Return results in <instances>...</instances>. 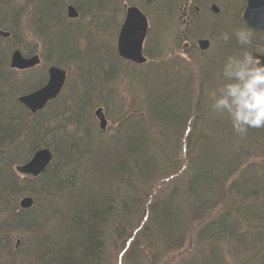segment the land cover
<instances>
[{
	"label": "rangeland",
	"instance_id": "obj_1",
	"mask_svg": "<svg viewBox=\"0 0 264 264\" xmlns=\"http://www.w3.org/2000/svg\"><path fill=\"white\" fill-rule=\"evenodd\" d=\"M19 2L24 5V12L21 17L15 18L14 29L18 36V44L4 40L11 38L13 34L11 37L2 36L4 39L0 43L3 49L9 50L8 66L11 70L9 75H13L12 78L18 80L19 84L34 78H46L47 81L48 68L56 65L53 62H46L49 54L43 44V36L33 21L35 16L44 31H47L48 26L44 24L50 16L53 17L50 20L55 21L54 27L56 23L60 24L59 31L72 30V36L77 39L75 48L77 50L71 55L65 53L61 66L68 71L67 85L78 92V108L85 113L86 121L81 126L70 122L66 128L77 137L83 135L90 138L92 143L97 145L91 153L90 161L96 160L99 152L106 155L126 153L127 132L132 134L130 129L134 126L123 124L127 119L124 113L127 112L133 114L131 117L137 121L142 122L144 119L148 126L153 128V141L156 143L162 141L168 142L170 146H180V151L176 150L174 155L171 152L174 158L165 162L163 164L165 167H169L170 164L171 167L177 168L190 166L196 160L203 163L210 155L218 156H211L209 159L216 162V170L220 172L217 173L218 183L223 180V189L216 196L220 197L217 203L203 219H194L191 210L187 212L190 204H185L184 197L189 196L188 179L182 173L180 176H183L176 184L177 178H168L169 170L161 167L159 175L154 178V183L151 180L146 183L144 179L150 176L151 162L144 161L139 167L140 171L136 169L131 174L132 178L136 176L139 178L132 185L131 191L124 188L125 185L122 183L124 180L109 183L107 193L114 195L115 198L118 195L112 208L111 220L106 221L109 227L101 232L105 243L101 251L94 250L97 254V256L94 254V259L80 264H263L264 239L261 237L264 238V129H249L247 136L241 138L234 133L228 117L213 112L211 108L212 94L225 83L222 70L227 57L238 55L244 47L252 53H264V36L256 35L257 33L247 29L243 21L245 1L189 0L191 9L184 10L185 12L181 11L186 2L184 0L151 2L148 0H19ZM70 4L75 5L80 12V16L76 19L67 17ZM213 4L219 6L220 13L211 11ZM126 5L138 6L148 14L150 31L144 44L148 62L144 65H134L115 56ZM188 12L189 19L186 18ZM8 23H12L11 18L8 19ZM238 29H247L251 32L250 46H241L238 43L234 35ZM222 32H229L230 38L227 42L218 39ZM53 35L55 38L58 37L56 33ZM200 39L210 41L207 50L199 47ZM12 46L15 48L12 49ZM18 46L40 54L41 64L32 70L12 72L10 57L12 52L19 48ZM76 55L79 56L78 59ZM151 73L153 75L150 79L144 80L148 78L146 75ZM151 79L153 84L149 83ZM160 83L166 87L174 86L175 99L186 102L183 105L185 112L177 110L180 120L178 129L167 127L160 130L153 127V117L141 115V112L148 108L145 107V102L149 98L146 88L151 84L153 91L155 89L159 91L164 88ZM32 91L25 90L17 95L19 97ZM100 107L104 109L108 120L107 129L100 128L99 119L95 114ZM24 113L28 120L35 116L25 111L21 114ZM146 132L148 129L145 128L139 133ZM190 133L195 148L187 147L186 150L185 143L191 142ZM77 146L79 149H85L86 143L79 140ZM225 154L229 155L222 160ZM83 160L75 158L69 167L68 173L73 180L72 183L64 180L62 185L53 189L48 184L42 185L43 179L30 182L33 191L26 195L32 197L35 202L38 201L39 211H42L43 216L50 212V209L60 211L61 207H64L62 205L64 202L70 203L69 194L72 190L77 192L83 182L96 178L98 174L90 172V162L85 158L86 163H83ZM226 161H230V169ZM128 164V170L132 171L131 163ZM217 164H221L220 169ZM17 165L14 164L15 172L24 177L16 170ZM225 169L229 173L223 179ZM115 174L120 177V172ZM67 177L65 174L63 179ZM173 181L175 182L172 183ZM103 186L104 184H100L94 192H100ZM104 190L106 191V188ZM175 190L181 191L176 202H180V207L186 211L187 216L176 213L174 215L168 211L169 197ZM83 191L87 193L89 190L83 189L82 193ZM174 204L173 200L172 207ZM159 205H161L160 209L157 207ZM105 206H108L107 203ZM156 208L160 216L157 215L158 211H154ZM125 214L128 216L127 219L122 218ZM208 214L210 215L207 216ZM240 214L246 218L243 225L235 227L233 220L239 219ZM223 215L225 230L222 232L218 221ZM0 218H2L1 213ZM72 223L77 226L72 242L75 244L77 242L78 246L81 244V248L84 245L87 247L89 229H82L79 222ZM246 223L248 225H245ZM212 225L215 226V231ZM233 228L240 230L239 236H234ZM201 230L203 234L200 233ZM6 232L0 233V242L1 238L4 241L8 239ZM49 232L56 238L59 235L68 236L66 228L54 230L51 227ZM181 233L182 240L178 243ZM38 237V231L15 233L10 239V245L3 246V250L9 249L13 244L16 246L18 241L21 245L24 240L22 252L24 257H27V264L31 261L33 264H71L62 260L58 263H49L45 259L37 260L35 243ZM239 238H242V242L244 240L243 244L239 242ZM81 248L79 247V251L75 249V253L77 251L78 254L82 253ZM140 251L143 252L144 257ZM139 253V259H135ZM39 256L41 257V254ZM7 259L3 261L0 259V264Z\"/></svg>",
	"mask_w": 264,
	"mask_h": 264
},
{
	"label": "trees",
	"instance_id": "obj_2",
	"mask_svg": "<svg viewBox=\"0 0 264 264\" xmlns=\"http://www.w3.org/2000/svg\"><path fill=\"white\" fill-rule=\"evenodd\" d=\"M23 12L24 5L21 4L19 0H0V28H3L0 30L9 31L13 34L9 39H4L2 35H0V43L2 42V39H4L10 40L9 43L15 42V44H18V36H16L14 24H16L15 18L18 16L21 17ZM10 18L12 23H8V19ZM52 18V16L48 17V23L46 21L44 24H47L48 26V28L46 27L47 31L41 29L36 16L33 21L37 30L43 36V44L49 54L48 57L46 56V62H53V64L61 66L65 53L67 55L74 54V52L76 53L77 49L75 48L77 46V39L72 36V30L59 31V23H56L54 27L55 21L50 20ZM55 33L58 36L57 38L53 35ZM256 35L260 34L257 33ZM18 47L22 48L20 46ZM13 48L15 47L12 46V49ZM0 49V213L2 217L0 218V233L8 231V233L6 232L8 234V239L4 241L1 238L0 259L3 261L8 258L3 264H27V257H24L22 252L24 240L18 249L14 244L6 250H3V246L10 245V239L15 233L20 234L24 231H38L39 237L35 243L37 260L41 261L45 259V261L49 263H58L62 260L71 264H80L83 261L88 262L91 259H94V254L97 256L94 252L95 249H99V251L102 250V245L105 243V240L101 235V232H103L107 226L109 227V224L106 223V221L111 220L114 201H117L118 194L115 198L114 195L107 193L110 187L109 183L111 184L112 182L124 180V182H122L125 185L124 188L130 189L131 191L132 185L139 179L137 176L132 178L131 174L133 171H136V169L140 171L139 167L144 161L151 162L150 176L144 180L146 183L150 180L154 183V178L159 175V169L165 167L163 165L165 162L174 158L172 154L174 155L175 151L180 149V146H170L168 142L162 141L156 143L153 141V128L149 127L144 119H142V122L140 120L137 121L131 117L133 114L127 112L124 113L127 119L123 124L134 126L130 129V131L133 132L132 134L127 132V137L125 139V145L127 146L126 153H107L108 155H106L103 152H99L97 153V159L90 161L91 153L97 145L93 144L90 138L83 135L77 137L75 133L68 132L66 128L70 122L71 124L75 123L81 126L82 123L86 121L85 113L79 111L78 108V92H75L72 90L71 86L66 84L65 90L59 97L51 101L44 110L38 112V114L32 119H26L24 116L25 113H21L24 111L28 113L30 111L18 101L17 94L25 90L34 91L41 88L46 83V78H34L32 80L29 79L30 81H25L22 84L17 83L18 80L12 78L13 75H9L11 72L8 66L9 50L6 51L1 45ZM22 50L27 55L35 53L29 52L31 50L23 48ZM115 54L117 59L123 60L117 52H115ZM76 57L77 59L79 58L77 55ZM13 71L14 70L12 69V72ZM152 73L154 74V71ZM152 73L146 75L148 78H145L144 80H149L153 75ZM149 83L153 84V79H151ZM151 84L146 88L149 98H147L145 102V107L148 108L145 109L146 112L143 110L141 115L145 114L153 117V127L160 130L167 127L178 129V122H180V120L177 110L180 109L185 112V107L183 105H185L186 102L175 99L176 88L174 86L166 87L164 84L160 83L164 88H161L159 91H156V89L153 91ZM171 99H173V101H171ZM187 100L188 99H186V101ZM29 114H31V112ZM132 122L136 123L132 124ZM145 128L148 129V132L139 133ZM189 136L191 137V142L185 143L186 150L187 147L189 149L195 148L194 143L192 144L191 140L192 134L190 133ZM79 140L86 143L85 149H79L77 146ZM42 147H48L54 153V159L47 169L36 178H31L29 176L22 177L17 174L14 170V164L26 163L31 159L34 153ZM149 152L151 155H149ZM228 155L229 154H225L222 157V160L226 159ZM211 156L218 157L216 155H210L209 158ZM75 158L81 160H85L86 158V160L90 162V172H96L98 175L93 180L90 179L89 181L83 182L81 188L77 192L72 190L69 194L70 203L64 202L62 204L64 207H61L60 211L50 209V212L45 216H43L42 211H39L40 207L38 201H36L35 205L30 209H22L20 207L19 199L24 197L28 192L33 191L30 187V182L32 181H40L43 179L42 185L48 184L53 189L58 185H62L64 180H67L68 183H72L73 180L71 179L68 170ZM209 158H206L207 161L203 163L196 160V162L194 161L190 165L191 167L187 165L189 166L188 168L187 166L179 168L175 166L171 167V164L169 167H165L169 170L167 173L169 174L168 178H177L175 180L176 182L173 181L172 183L175 182L177 184L183 175L187 177V184L189 187L187 191L190 197H183L185 199V204H190L187 208V212L191 210L194 219H203L206 217L208 211L213 209L220 198L216 196L223 189V180H220V183H218L217 173L220 172L216 170V162ZM84 160L83 163H86ZM128 162L131 163V167L133 168L132 171L128 170ZM137 162H139L138 165L136 164ZM226 162L229 166L228 169H230V161ZM219 165L217 164L220 169L221 164ZM206 166L209 167L207 168ZM224 171L225 175L223 179H225L226 175L229 173L226 169ZM115 172H120V177L118 174H115ZM213 172H215L214 175ZM181 173L183 174L182 176H180ZM65 174L69 178L67 177L63 179ZM100 184H104L102 190L95 193V189H97ZM203 184H205V186H203ZM105 188L106 191L104 190ZM83 189H88L89 191L87 193L83 191L82 193ZM173 192L174 193H171L169 197L170 204L167 207L168 211L172 212L174 215L176 213L187 216L186 211L180 207V202H176L181 191L175 190ZM173 200L175 204L172 207ZM106 203L108 205L107 207L105 206ZM161 205L157 207L160 209ZM154 211H158L157 215L160 216L157 208ZM209 215L210 214L207 216ZM238 217L239 219L234 218L233 220L235 227L243 225V221L246 218L241 214ZM122 218L127 219V214ZM73 221L79 222V226H82V229H89L87 232L89 245L87 247L84 245V247L81 248V244L78 246L77 242L76 244L72 242L75 238L74 232L77 229V226L73 225ZM56 222L58 223L52 225ZM218 223L220 226L219 228L223 232L225 230L224 215L219 218ZM245 225L248 224L246 223ZM51 227L54 230L55 228L61 230L66 228L68 236L71 238L68 236L63 237L61 235L57 238L54 237V235L49 232ZM212 227L215 231V226L212 225ZM184 229L185 228H183V230ZM233 229L235 230L234 236H239L240 233L238 234V232L240 230L236 228ZM183 230L181 229L182 232ZM201 232L202 234L204 233L203 230H201L200 233ZM72 236H74V238H72ZM80 237L78 239L79 243ZM261 238L264 239L263 237ZM261 238L260 240H262ZM181 240L182 233L177 242L180 243ZM63 242H65V244H63ZM239 242L243 244L244 240L242 242V238H239ZM79 247L81 248L80 250L82 253L80 252L78 254ZM75 249L78 250L76 253ZM52 252L54 254H51ZM140 252L144 257L143 252ZM40 254L41 257L39 256ZM25 256H27L26 252ZM139 257L140 253L135 259H139ZM29 264H33V262L31 261Z\"/></svg>",
	"mask_w": 264,
	"mask_h": 264
},
{
	"label": "water",
	"instance_id": "obj_3",
	"mask_svg": "<svg viewBox=\"0 0 264 264\" xmlns=\"http://www.w3.org/2000/svg\"><path fill=\"white\" fill-rule=\"evenodd\" d=\"M246 7L243 13V21L245 25L255 31L264 33V0H245ZM215 11H219L216 6L213 7ZM68 16L75 18L79 16L77 9L70 5L68 7ZM149 31V24L147 16L136 7L129 8L127 18L122 26L119 41L118 51L122 58L133 61L135 63L144 64L147 62V57L144 55V41ZM5 37L10 36V32H2ZM201 49H208L210 41L202 39L199 41ZM256 57L264 60V55L254 53ZM41 63L40 55L36 54L30 57L25 56L21 50L16 49L11 55V68L26 70L33 68ZM67 71L58 66H51L49 68V79L46 85L33 92L23 94L18 97V100L25 105L33 115L44 109L46 105L53 99L57 98L62 92L66 81ZM100 119V125L105 128L108 121L104 115L103 109L99 108L96 111ZM53 152L51 149L45 147L38 149L32 158L24 164L17 165L16 169L19 173L37 177L42 174L50 165L53 159ZM35 200L26 196L22 198L20 206L23 209H30L33 207ZM20 241H18L19 246Z\"/></svg>",
	"mask_w": 264,
	"mask_h": 264
},
{
	"label": "clouds",
	"instance_id": "obj_4",
	"mask_svg": "<svg viewBox=\"0 0 264 264\" xmlns=\"http://www.w3.org/2000/svg\"><path fill=\"white\" fill-rule=\"evenodd\" d=\"M234 35L241 46L252 44L251 32L238 29ZM229 32L219 40L227 42ZM225 83L212 94V111L226 115L235 134L244 138L249 129H264V60L244 47L223 64Z\"/></svg>",
	"mask_w": 264,
	"mask_h": 264
},
{
	"label": "flooded vegetation",
	"instance_id": "obj_5",
	"mask_svg": "<svg viewBox=\"0 0 264 264\" xmlns=\"http://www.w3.org/2000/svg\"><path fill=\"white\" fill-rule=\"evenodd\" d=\"M149 2H151V1H153V0H148ZM184 1H186L185 2V5H183L182 6V8H181V11H183V12H185V11H187V10H189L190 11V9H191V6H189V4H190V2H189V0H184ZM130 6H134V5H126V7H127V9H126V14H127V12H128V9H129V7ZM214 6H216L217 8H219V6L217 5V4H213L212 6H211V11L213 12V13H220V8H219V11H215L214 10ZM78 9V8H77ZM185 10V11H184ZM79 11V10H78ZM126 14H125V20H126ZM186 18H190V14H189V12H188V14H187V17ZM185 20V19H184Z\"/></svg>",
	"mask_w": 264,
	"mask_h": 264
}]
</instances>
